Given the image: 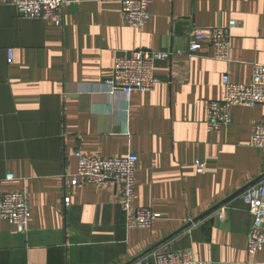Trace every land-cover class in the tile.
I'll return each instance as SVG.
<instances>
[{
    "label": "crops",
    "instance_id": "0c3cea01",
    "mask_svg": "<svg viewBox=\"0 0 264 264\" xmlns=\"http://www.w3.org/2000/svg\"><path fill=\"white\" fill-rule=\"evenodd\" d=\"M70 1L57 26L0 0V189L26 190L31 206L25 232L0 218V264H130L188 248L199 262L264 264V250H247L252 214L243 193L183 229L264 174V149L251 146L264 104L233 106L219 133L206 126L223 76L250 83L253 64H264V0H152L143 29L125 22L121 0ZM232 19L230 59L218 60L210 30ZM192 23L205 34L196 56L188 54ZM134 50L171 56L156 64L155 90L127 95L107 80L117 55ZM77 150L136 153L133 204L163 217L130 228L116 184L67 185ZM197 158L206 161L202 173Z\"/></svg>",
    "mask_w": 264,
    "mask_h": 264
},
{
    "label": "built area",
    "instance_id": "2783aa9c",
    "mask_svg": "<svg viewBox=\"0 0 264 264\" xmlns=\"http://www.w3.org/2000/svg\"><path fill=\"white\" fill-rule=\"evenodd\" d=\"M152 0H121L122 15L127 24L143 29L149 21V4ZM70 0H12L19 16L53 21L57 26H63L65 8ZM193 24V23H192ZM239 25L235 19L223 26L210 30V43L214 48V58L228 61L230 59L233 30ZM188 44V54H200L205 34L203 29L192 26ZM168 51L134 50L121 52L117 55L113 73L107 80L110 88L122 90L129 95L134 90L141 92L156 89L160 78L155 74L157 62L168 60ZM13 58V50H9ZM224 96L211 101L207 107L206 126L208 132H221L222 128L233 122L231 108L233 106H255L264 104V64H253V77L250 83L233 82L226 74L222 78ZM251 146L264 149V121L256 125L251 137ZM77 172L67 176V185L71 187L89 183L96 187H104L111 183L117 185V203L125 213L130 228H152L163 216L147 207H135L136 170L138 155L130 153L126 156L105 157L99 154H85L77 150ZM206 161L197 158L196 171L202 173ZM13 174L6 176L13 180ZM252 214V222L248 235L247 250L254 255L264 250V180L246 189L242 194ZM70 202L65 200V205ZM221 215L225 208L221 209ZM0 218L17 227L19 232H25L31 219L29 194L26 190L5 192L0 189ZM131 264H210L195 259L191 248L174 251H155Z\"/></svg>",
    "mask_w": 264,
    "mask_h": 264
},
{
    "label": "water",
    "instance_id": "95a60500",
    "mask_svg": "<svg viewBox=\"0 0 264 264\" xmlns=\"http://www.w3.org/2000/svg\"><path fill=\"white\" fill-rule=\"evenodd\" d=\"M264 178V174H262L261 176H259L256 180H254L253 182H250L249 184H247L246 186L240 188L239 190H237L236 192H234L233 194L229 195L227 198H225L224 200H222L221 202L217 203L215 206H213L212 208H210L208 211H206L205 213H203L201 216H199L197 219H195L193 222H190L189 224H187L183 229H185L186 227L190 226L192 223L197 222L198 220L202 219L203 217L207 216L208 214H210L211 212L215 211L217 208L221 207L223 204H225L226 202L230 201L231 199H233L234 197H236L237 195L243 193L246 189H248L249 187H251L252 185L258 183L260 180H262ZM182 229V230H183ZM175 232L174 234H172L171 236H169L167 239H170L171 237H173L174 235L178 234L180 231ZM164 240V241H165ZM136 260H133L131 263H133Z\"/></svg>",
    "mask_w": 264,
    "mask_h": 264
}]
</instances>
